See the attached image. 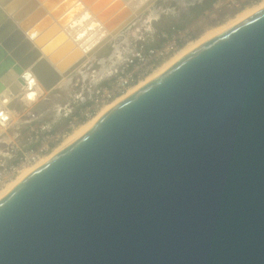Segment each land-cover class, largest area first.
<instances>
[{
  "label": "water",
  "instance_id": "water-1",
  "mask_svg": "<svg viewBox=\"0 0 264 264\" xmlns=\"http://www.w3.org/2000/svg\"><path fill=\"white\" fill-rule=\"evenodd\" d=\"M157 1L111 17L113 0H83L111 19L83 53L44 3L0 0V96L28 75L53 91ZM0 264H264V7L8 189Z\"/></svg>",
  "mask_w": 264,
  "mask_h": 264
},
{
  "label": "built area",
  "instance_id": "built-area-1",
  "mask_svg": "<svg viewBox=\"0 0 264 264\" xmlns=\"http://www.w3.org/2000/svg\"><path fill=\"white\" fill-rule=\"evenodd\" d=\"M260 1L262 0H215L212 11L223 13L227 18L244 8L257 5ZM208 13L203 12L202 15ZM153 32L155 46L146 43L137 45L111 72L109 82L92 90L85 102L78 103L74 111L72 108L53 109L55 114L66 118L65 125L60 130L51 129L44 121L47 115L44 112L28 111L23 120L16 115L20 123L17 125L16 122H11L10 115L2 116L0 110V127H13L16 131L9 142H4L5 146L0 151V191L12 183L23 169L46 158L77 126L94 118L103 107L121 99L132 87L137 86L186 44L195 40L194 31L188 26H172ZM21 131H24V135L19 142L18 132Z\"/></svg>",
  "mask_w": 264,
  "mask_h": 264
},
{
  "label": "rangeland",
  "instance_id": "rangeland-1",
  "mask_svg": "<svg viewBox=\"0 0 264 264\" xmlns=\"http://www.w3.org/2000/svg\"><path fill=\"white\" fill-rule=\"evenodd\" d=\"M41 1L43 2L39 1L40 4L44 3V5L46 6L45 8L48 9V12L51 11V14H54V16H56L57 14H58L57 16H61L62 13L59 14L61 9L58 8L56 10L55 7L57 3H59L58 2L59 0L57 1L41 0ZM171 2H175V6L178 7L179 12H175L174 11L175 9L171 11L172 10L171 9L172 7H170ZM188 4H189L188 0H158L151 7L145 10L140 16H138L129 26L124 28L118 35L114 36L109 43L103 46L95 54L87 58L69 79H66L61 83V85H59V87H61L67 84V87L65 88L67 92L61 91L60 89H58L59 87L54 89L59 92V95L62 98L60 96H57V99L51 100V98H48V94L50 92L49 93L44 92L37 86V84H35L30 90L25 91L22 94L19 93L18 95L15 96H11L7 94L9 95V98H7L4 103H0V110L2 111V113H4L5 116L10 115L11 122H16L17 125L20 124L18 117L20 116L22 118L21 120H23L25 118L23 116H25L26 112L28 111L44 112L47 114L44 117V119H46V117H48L47 119H51L52 118L51 115L53 116L54 114V111H52V109H55L57 107L66 108V109L72 108V110L73 109L75 110L78 107V104H75V99L73 97V94L75 93L79 94L80 92L82 93V95L84 94L85 96H87L86 98H88L92 90L103 84V82H107V83L109 82L110 75L108 74L110 73V70L113 68V64H111V62H113L112 53L114 49L118 47V45L123 41V39H127L126 36H128L129 39L132 40L135 38L137 39L135 42L127 39L128 42H131L132 46L130 45L129 46L132 48L129 47V49H131L129 54L120 58L118 64H115L114 69H116V67L119 66L122 59H124L125 57L131 54V52L134 50V48H136L137 45H139L140 43L149 44L151 41H154L155 40V33L153 32L154 30L159 31L161 30V28L166 29L172 26L173 24H180V26H184V27L188 26L192 28L196 39L205 30L225 22L226 20H228L229 18L233 17L236 14L235 13L229 15V17L226 18L224 17L223 13L220 12L217 13L216 11H212L213 8V4H212V6L205 11L209 13L207 15H202L203 13L201 14L198 11L187 10L186 7L188 6ZM72 5L73 6H69L67 8L65 15L63 14V20H62L63 23H65L69 19H74L77 13L81 11L83 8L82 0L81 2L77 0ZM162 5L163 6L167 5V7H170L169 9L171 10L163 11L164 9L162 8L163 7ZM182 10H184L183 13L181 12ZM112 13L113 14L110 15L116 14V12L114 11ZM150 14L151 16H154L153 19L155 23H153V28H151V32H147L144 24L147 25ZM90 16L91 14L89 13L88 15L87 13L81 14V18H84L85 20L88 19L87 17ZM84 19L81 20L80 24H82V21H84ZM61 29H63L66 34L71 35L70 34L71 26L67 29V31L66 28L64 27H61ZM103 30L105 29L103 28ZM79 33L80 31H78L76 34ZM89 35L90 32L86 34L80 33L79 37H77L79 39H74L72 38V36H70L69 38L72 39L75 42V45L79 47V49L84 53L85 49L83 50V48L80 47L81 42L82 40L87 39ZM102 36L103 34L102 32H100V34H98V38L99 37L103 38ZM143 36H147V37L143 38ZM100 39H98L97 42ZM94 41L88 43L87 47L89 49L92 48L97 43V42L94 43ZM88 48H86V52L89 50ZM108 48L111 49L110 52L106 54ZM67 93H69L70 97L68 96ZM16 115H18V117ZM65 122H66V118L63 117L60 118L56 124L57 127L52 126L51 129L53 131H58L64 127ZM13 129H14L13 127H9L7 129L0 127V151L5 146L4 142H9L11 137L15 135L16 131H14ZM23 135L24 133L18 132L19 142H21ZM66 138H64L63 140H65Z\"/></svg>",
  "mask_w": 264,
  "mask_h": 264
},
{
  "label": "bare ground",
  "instance_id": "bare-ground-1",
  "mask_svg": "<svg viewBox=\"0 0 264 264\" xmlns=\"http://www.w3.org/2000/svg\"><path fill=\"white\" fill-rule=\"evenodd\" d=\"M40 2H43L41 0H37ZM57 1V0H55ZM62 0H59L58 2H61ZM77 1V0H65V2L59 7H61V11L65 10V8H68L69 6H73L72 4ZM80 1V0H78ZM98 1V0H97ZM134 2L131 3L132 5H134L136 3V0H133ZM142 1V0H139ZM72 2V3H71ZM113 2L115 3L116 8H114V12H116L115 15L120 14L122 12V9H124L126 11L125 14H128L127 12L131 13L133 11L134 7H131V4L129 6V0H113ZM55 5V4H54ZM57 5V6H58ZM82 12L83 13H88L91 14L90 17H87L88 19H84V18H80L77 19L72 25H71V35L72 38L74 39H79L77 37H79L80 33H89L90 35L88 36L87 39L82 40L81 42V46L83 48V50L85 49L86 52V48L88 43H90L91 41H94V43L97 42L98 39H100L101 37L98 38V34H100V32H102L103 36H105V34L107 35L108 33L105 32H109L107 30V24L111 19H105V20H100L98 14H92V10L91 8L94 6V4L91 5H86L83 0H82ZM109 5H106L105 7H108ZM44 7H46L44 5ZM56 7V6H55ZM262 7H264V0L260 1L257 5L251 6V7H247L244 8L240 11H238L233 17L229 18L228 20H226L225 22L209 28L207 30H205L201 35H199L195 40L189 42L188 44H186L179 52H177L175 54V56H173L170 60H168L167 62H165L164 64H162L155 72H153L152 74H150L148 77H146L145 80H143L142 82H140L137 86L132 87L126 94L125 96H123L121 99H119L118 101H116L115 103H113L112 105H108L103 107L99 113L94 117L91 118L90 120H88L87 122L81 124L80 126H78L65 140H63V142H61L46 158H42L41 161L37 164H34L33 166L27 167L25 169H23L20 174L18 175V177L10 184H8L6 187L2 188V190L0 191V198L4 195V193L10 189L18 180H20L22 177H24L25 175H27L28 173H30L31 171H33L35 168H37L38 166H40L42 163H44L45 161H47L50 157H52L53 155H55L57 152H59L60 150H62L64 147H66L67 145H69L71 142H73L74 140H76L82 133H84L105 111H107L109 108H111L114 104H116L117 102H119L120 100H122L123 98H125L127 95H129L131 92H133L134 90H136L137 88H139L140 86H142L143 84H145L147 81H149L150 79L154 78L155 76H157L158 74H160L162 71H164L165 69H167L169 66H171L174 62H176L180 57H182L185 53H187L188 51L192 50L193 48H195L196 46L200 45L201 43H203L204 41L210 39L211 37L225 31L226 29H228L229 27L233 26L234 24L238 23L239 21L243 20L244 18L248 17L249 15L253 14L254 12L260 10ZM56 8V10L58 9ZM104 9H99V11H103ZM106 10V9H105ZM104 10V11H105ZM112 11V12H113ZM113 14V13H111ZM124 14V13H122ZM54 16V14H52ZM115 15H110L111 17L115 16ZM57 16H55L56 18ZM97 21H96V19ZM110 17V18H111ZM84 19V21H82V24H80L81 20ZM99 19V20H98ZM60 23V22H59ZM80 27L79 34H76L75 31L78 30V28ZM105 30H103V28ZM70 30V29H69ZM64 40V38H63ZM72 41V40H71ZM63 43V41H62ZM61 43V44H62ZM93 43V44H94ZM71 44V43H70ZM69 49L70 51H72L71 46L69 45ZM89 49V48H88ZM75 51V49H74ZM70 54V53H69ZM67 52H65V54L63 55L64 58L65 56L69 55ZM35 84H37V86L40 88V86L38 85V83L36 82L35 78L32 75H28L27 77V81L25 82L24 88L22 90V93H24L25 91L30 90ZM21 93V94H22ZM9 93L4 92L2 93L3 96H0V103H4L6 101L7 98H9V95H7ZM3 98V99H2ZM2 116H5L4 113H2Z\"/></svg>",
  "mask_w": 264,
  "mask_h": 264
},
{
  "label": "crops",
  "instance_id": "crops-1",
  "mask_svg": "<svg viewBox=\"0 0 264 264\" xmlns=\"http://www.w3.org/2000/svg\"><path fill=\"white\" fill-rule=\"evenodd\" d=\"M193 1H195V0H193ZM196 1H200V0H196ZM65 2V0H62L61 2H59V3H57V5L59 4L60 6L63 4ZM80 2H81V0H80ZM215 2V1H214ZM214 2L212 3V4H214ZM212 4H211V6H212ZM56 5V8H58L59 7V5L57 6ZM163 6V5H162ZM210 6V7H211ZM164 10L163 11H169V10H171V11H173V7L171 8V9H169L170 7H167V5L165 6H163L162 7ZM60 9H61V7H60ZM48 10V9H47ZM66 10H67V8H65V10H63V11H61L60 10V12H59V14H61V16H57L56 18H55V16H54V18L56 19V21L58 22V25L60 26V27H64V28H66V31H67V29L77 20V19H79L80 20V18H81V14H84L83 12H82V10L81 11H79L78 13H77V15H76V17H74V19H69L68 21H66L65 23H63V14L65 15V12H66ZM182 11H184V10H182ZM50 12V14H51V11H49ZM170 13H173V12H170ZM78 16V17H77ZM154 16H151V14L149 15V20H148V22H147V25H145L144 24V26H145V28H146V30H147V32H151V28H153V23H155V21H154ZM61 21V22H60ZM60 22V23H59ZM79 29H80V27L78 28V30L77 31H75L76 33L79 31ZM68 33V32H67ZM70 34H71V32H70ZM68 37H70V36H72V35H67ZM147 36H143V38H146ZM126 38L127 39H129V37L128 36H126ZM127 39H123V41L118 45V47H116L115 49H114V51H113V53H112V58H113V62H111V64H113V68L111 69L112 71H113V69H114V67H115V64H118V62L120 61V58H122V57H124V56H126L127 54H129V52H130V50L131 49H129V47L130 46H132L131 45V42H128L127 41ZM136 39L137 38H135V39H129V40H131V41H133V42H135L136 41ZM153 41H151L150 43H152ZM130 45V46H129ZM124 48H125V51H124ZM130 48H132V47H130ZM127 50V51H126ZM110 70V73L108 74V75H110L111 74V71ZM67 87V84L66 85H64V86H61V87H59L58 89H60L61 91H66L65 90V88ZM67 92V91H66ZM68 94V96L70 97V95H69V93H67ZM57 96H60L59 95V92L57 91V90H53L52 92H50L49 94H48V98H51V100H53V99H57ZM61 97V96H60ZM73 97H74V99H75V104H78V103H80V104H82L83 102H85V100L87 99L86 97L87 96H85L84 94L82 95V93H80L79 92V94L78 93H75V94H73ZM73 97H72V99H73ZM62 98V97H61ZM52 111H54L53 109H52ZM51 119H47L48 117H46V119H44L45 120V122L46 123H48L51 127L53 126V127H57V122L59 121V119L62 117V115L61 114H59V115H57V114H55V112H54V114H53V116L51 115Z\"/></svg>",
  "mask_w": 264,
  "mask_h": 264
},
{
  "label": "trees",
  "instance_id": "trees-1",
  "mask_svg": "<svg viewBox=\"0 0 264 264\" xmlns=\"http://www.w3.org/2000/svg\"><path fill=\"white\" fill-rule=\"evenodd\" d=\"M201 1V0H200ZM200 1H193V0H188V6L186 7L187 8V10H194V11H198V12H200L201 14L203 13V12H205L210 6H211V4L215 1V0H202L201 2ZM170 7H173L175 10V12H179V9H178V7L177 6H175V2H171L170 3ZM182 13L184 12V11H181ZM172 26H174V27H181L180 26V24H173ZM172 26H170V27H172ZM162 29V28H161ZM155 42H152V43H149V46H155V44H154ZM110 49L111 48H108L107 49V53L106 54H108L109 52H110ZM105 84H107V82H103V84L102 85H105ZM21 133H24V131H21Z\"/></svg>",
  "mask_w": 264,
  "mask_h": 264
}]
</instances>
